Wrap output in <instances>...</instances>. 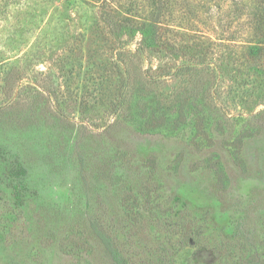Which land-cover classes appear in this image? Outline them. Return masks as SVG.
<instances>
[{
    "label": "rangeland",
    "instance_id": "374dc122",
    "mask_svg": "<svg viewBox=\"0 0 264 264\" xmlns=\"http://www.w3.org/2000/svg\"><path fill=\"white\" fill-rule=\"evenodd\" d=\"M0 264H264V0H0Z\"/></svg>",
    "mask_w": 264,
    "mask_h": 264
},
{
    "label": "trees",
    "instance_id": "16d2710c",
    "mask_svg": "<svg viewBox=\"0 0 264 264\" xmlns=\"http://www.w3.org/2000/svg\"><path fill=\"white\" fill-rule=\"evenodd\" d=\"M158 15H159V13H157V15H156V19L154 20V22H159V21H157V19H158ZM260 23H261V20H260Z\"/></svg>",
    "mask_w": 264,
    "mask_h": 264
}]
</instances>
